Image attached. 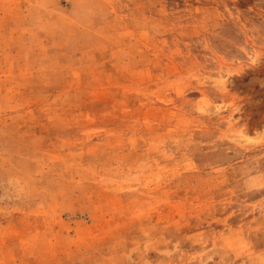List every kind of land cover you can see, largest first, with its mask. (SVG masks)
I'll return each mask as SVG.
<instances>
[{"label": "rangeland", "instance_id": "1", "mask_svg": "<svg viewBox=\"0 0 264 264\" xmlns=\"http://www.w3.org/2000/svg\"><path fill=\"white\" fill-rule=\"evenodd\" d=\"M0 264H264V0H0Z\"/></svg>", "mask_w": 264, "mask_h": 264}]
</instances>
